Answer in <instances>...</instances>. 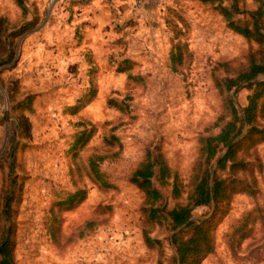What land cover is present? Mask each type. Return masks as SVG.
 <instances>
[{"label":"rangeland","instance_id":"374dc122","mask_svg":"<svg viewBox=\"0 0 264 264\" xmlns=\"http://www.w3.org/2000/svg\"><path fill=\"white\" fill-rule=\"evenodd\" d=\"M231 2L0 0V237L6 227L14 264H177L171 236L184 226L148 222L131 175L147 151H160L185 188L200 138L219 131L225 98L246 105L243 85H216L258 47L227 27L219 6ZM249 152L237 178L255 194L192 211L191 220L213 223V251L200 264H264V223L253 212L264 204V141ZM90 159L111 187L94 179ZM168 180L153 177L159 204H185L188 187L173 197ZM76 190L84 198L65 205ZM248 213L247 234L230 239ZM144 229L160 248L146 246Z\"/></svg>","mask_w":264,"mask_h":264},{"label":"trees","instance_id":"16d2710c","mask_svg":"<svg viewBox=\"0 0 264 264\" xmlns=\"http://www.w3.org/2000/svg\"><path fill=\"white\" fill-rule=\"evenodd\" d=\"M208 2L212 0H200ZM256 7L252 10H240L235 0L230 6H219V11L227 23V27L248 40H254L258 47L247 55L246 64L232 76L225 77L216 82L221 92H229L237 86L243 85L248 90L246 105L239 110L234 100L226 97L223 101V113L218 116L214 125L219 126V131L214 135L201 137L199 140V157L192 168L188 184L183 187L176 174H172L169 166L160 151L154 156L147 151L145 158L137 165L131 175L132 183L144 193L146 219L148 222L167 221L174 230L184 226L179 232L172 234L171 242L175 250L174 260L177 264H200L204 257L213 251L212 228L210 220H191L192 211L198 206L229 205L231 196L239 191L250 195L255 194V188L241 184L237 178L240 171L249 170L246 164L247 155L257 143L264 141V127H260L259 120H264V0H254ZM246 14L248 19L235 20V14ZM179 43H175L171 50V61L181 62ZM175 50H177L175 52ZM126 62L128 60H125ZM246 127V132L243 133ZM243 135L239 141L232 143L238 136ZM229 146V147H228ZM224 147L228 149L218 156ZM254 154V153H253ZM98 159L89 160V169L94 179L102 186L109 188L99 170ZM215 163V166H214ZM219 172H226L227 176H220ZM166 183L171 179V194L179 197L186 190L185 204L174 206L170 209L159 204L162 193L153 184L155 174ZM254 184V182H253ZM183 188V189H182ZM84 198L82 190L68 194L63 200L65 205L71 206ZM12 197L7 195L4 199L2 214L6 220L10 213ZM255 218L264 223V204L255 207ZM246 214L235 226L229 235L232 239L237 233H242L241 238L248 232L245 231L248 217ZM143 238L146 246L160 248L161 242L151 238L148 229H144ZM0 264H14L11 244L8 238V229L3 228L0 237Z\"/></svg>","mask_w":264,"mask_h":264},{"label":"water","instance_id":"95a60500","mask_svg":"<svg viewBox=\"0 0 264 264\" xmlns=\"http://www.w3.org/2000/svg\"><path fill=\"white\" fill-rule=\"evenodd\" d=\"M228 147H229V146H228ZM228 147H226V150L228 149ZM226 150H225V151H226Z\"/></svg>","mask_w":264,"mask_h":264},{"label":"built area","instance_id":"2783aa9c","mask_svg":"<svg viewBox=\"0 0 264 264\" xmlns=\"http://www.w3.org/2000/svg\"><path fill=\"white\" fill-rule=\"evenodd\" d=\"M155 1H157V0H155Z\"/></svg>","mask_w":264,"mask_h":264}]
</instances>
